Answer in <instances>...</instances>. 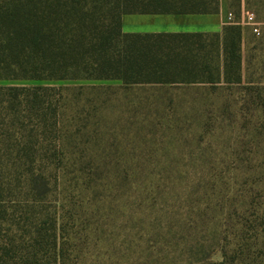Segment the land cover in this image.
<instances>
[{"label": "trees", "instance_id": "trees-1", "mask_svg": "<svg viewBox=\"0 0 264 264\" xmlns=\"http://www.w3.org/2000/svg\"><path fill=\"white\" fill-rule=\"evenodd\" d=\"M218 4L0 0V81L121 82L0 85V264L106 256L116 210L135 228L166 215L174 257L264 264V76L248 74L241 25L122 30L126 14Z\"/></svg>", "mask_w": 264, "mask_h": 264}, {"label": "rangeland", "instance_id": "rangeland-1", "mask_svg": "<svg viewBox=\"0 0 264 264\" xmlns=\"http://www.w3.org/2000/svg\"><path fill=\"white\" fill-rule=\"evenodd\" d=\"M251 40V39H250ZM249 40V41H250ZM248 74L255 79L264 76V39L257 36L256 41L249 43L246 51ZM264 82V77L262 79ZM0 85H53V86H88V85H111L118 86V81H0ZM237 97V96H236ZM177 100H192L197 96L177 94ZM204 96L198 97L199 100ZM152 214V218H147L145 225H133L124 223L125 219L121 214L115 213L108 218L104 229V252L116 251L120 255H106L102 257L90 256L82 261V264H196L197 259L185 257H174L167 249L175 242L172 236L167 234V225H164V232L160 228L163 226L166 215L160 220V215ZM147 217V216H146ZM163 221V223H162ZM171 234V233H170ZM141 235H145L140 240ZM218 259V257H216Z\"/></svg>", "mask_w": 264, "mask_h": 264}, {"label": "crops", "instance_id": "crops-1", "mask_svg": "<svg viewBox=\"0 0 264 264\" xmlns=\"http://www.w3.org/2000/svg\"><path fill=\"white\" fill-rule=\"evenodd\" d=\"M230 14L234 15L235 23L241 25L243 29L246 65L249 43L255 42L258 35L262 41L264 39V0H240L238 14L230 8V0H219L216 13L126 14L122 17V30L129 34L220 33L225 26L232 23L228 21ZM250 14H254L259 24V33H254L253 27L245 24Z\"/></svg>", "mask_w": 264, "mask_h": 264}, {"label": "built area", "instance_id": "built-area-1", "mask_svg": "<svg viewBox=\"0 0 264 264\" xmlns=\"http://www.w3.org/2000/svg\"><path fill=\"white\" fill-rule=\"evenodd\" d=\"M228 21L229 22H232V23H235V17L233 14H230L228 16ZM245 24L246 25H249V26H252L253 27V31L254 33H259V24L257 23L256 19H255V16L254 14H250L246 21H245Z\"/></svg>", "mask_w": 264, "mask_h": 264}]
</instances>
